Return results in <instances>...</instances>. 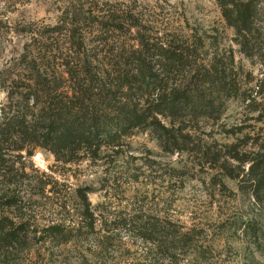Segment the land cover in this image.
Here are the masks:
<instances>
[{
	"label": "rangeland",
	"instance_id": "374dc122",
	"mask_svg": "<svg viewBox=\"0 0 264 264\" xmlns=\"http://www.w3.org/2000/svg\"><path fill=\"white\" fill-rule=\"evenodd\" d=\"M75 1L0 0V111L13 80L36 75L28 62L53 77L54 27ZM111 1L136 4L161 31L197 38L205 60L221 59L247 97H218L214 116L177 117L170 143L134 129L67 162L42 146L5 144L0 202L10 203L0 219L21 242L0 249V264H264V191L250 184L245 161L264 153V110L254 102L264 95V0L248 53L215 0ZM192 80L177 73L170 86ZM147 227L157 239L143 236Z\"/></svg>",
	"mask_w": 264,
	"mask_h": 264
},
{
	"label": "trees",
	"instance_id": "16d2710c",
	"mask_svg": "<svg viewBox=\"0 0 264 264\" xmlns=\"http://www.w3.org/2000/svg\"><path fill=\"white\" fill-rule=\"evenodd\" d=\"M215 1L248 53L261 15L259 0ZM145 15L136 4L111 0H76L68 7L54 27L58 35L49 50L59 61V76L52 68L49 77L47 66L34 59L25 67L36 75L21 77L20 83L13 80L7 90L0 111V166L6 160L5 144L11 151L42 146L67 162L134 129H151L166 143L178 141L177 117L188 112L214 116L218 97H247L221 59L205 60L197 38L161 31ZM177 73L194 80L183 88L170 86ZM260 99L254 102L264 110V95ZM257 155L245 159L250 163L247 175L250 184L264 191V153ZM82 197L89 213L87 194ZM10 225L0 219V249L21 242L17 227ZM61 228L62 223L50 226L53 238ZM142 233L155 240L159 230L147 227Z\"/></svg>",
	"mask_w": 264,
	"mask_h": 264
}]
</instances>
